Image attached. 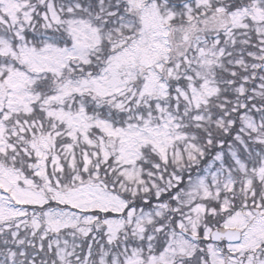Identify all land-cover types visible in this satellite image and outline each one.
Here are the masks:
<instances>
[{
    "label": "snow or ice",
    "instance_id": "6c2138e0",
    "mask_svg": "<svg viewBox=\"0 0 264 264\" xmlns=\"http://www.w3.org/2000/svg\"><path fill=\"white\" fill-rule=\"evenodd\" d=\"M0 264H264V0H0Z\"/></svg>",
    "mask_w": 264,
    "mask_h": 264
}]
</instances>
